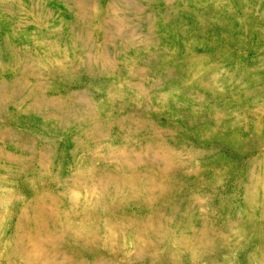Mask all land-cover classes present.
I'll use <instances>...</instances> for the list:
<instances>
[{"label":"rangeland","instance_id":"rangeland-1","mask_svg":"<svg viewBox=\"0 0 264 264\" xmlns=\"http://www.w3.org/2000/svg\"><path fill=\"white\" fill-rule=\"evenodd\" d=\"M0 264H264V0H0Z\"/></svg>","mask_w":264,"mask_h":264}]
</instances>
